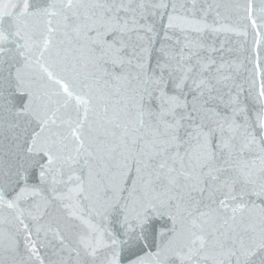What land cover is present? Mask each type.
<instances>
[{
    "label": "snow or ice",
    "instance_id": "obj_1",
    "mask_svg": "<svg viewBox=\"0 0 264 264\" xmlns=\"http://www.w3.org/2000/svg\"><path fill=\"white\" fill-rule=\"evenodd\" d=\"M0 264H264V0H0Z\"/></svg>",
    "mask_w": 264,
    "mask_h": 264
}]
</instances>
